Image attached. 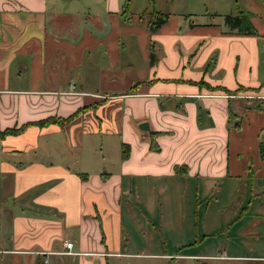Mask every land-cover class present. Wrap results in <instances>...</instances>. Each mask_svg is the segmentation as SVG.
<instances>
[{
  "label": "crops",
  "instance_id": "crops-1",
  "mask_svg": "<svg viewBox=\"0 0 264 264\" xmlns=\"http://www.w3.org/2000/svg\"><path fill=\"white\" fill-rule=\"evenodd\" d=\"M207 1L0 0V264H117L162 205L202 212L195 257L264 264V0Z\"/></svg>",
  "mask_w": 264,
  "mask_h": 264
},
{
  "label": "rangeland",
  "instance_id": "rangeland-1",
  "mask_svg": "<svg viewBox=\"0 0 264 264\" xmlns=\"http://www.w3.org/2000/svg\"><path fill=\"white\" fill-rule=\"evenodd\" d=\"M193 3L194 9L198 13L195 21H206L205 16L201 18L199 12L206 15V12L209 11L208 1L193 0ZM113 136L115 137L116 135ZM95 140L97 155L104 163L109 164L110 160L114 158V146L111 139L102 135ZM85 147L86 151H94L88 144ZM254 203L261 207V218L264 219L263 191L259 193ZM169 208L166 211L165 206L162 205L160 209L157 208L155 211H146L148 217L141 221L143 226L137 225L134 219L126 218V214L123 211L124 227H122V231L126 237L129 236L130 242H132L126 246V250L134 253V255L117 259L119 260L117 264H262L259 261L245 259H202L195 257L193 254L201 253L205 246L201 243V239L199 242L192 240L191 227H193L194 223L200 224L202 212L200 214L199 212L197 213L196 208L187 210L188 206L182 208L181 206L172 205ZM135 212L138 217L141 215L140 211ZM219 217L217 215V218ZM197 221L199 222L197 223ZM188 227L190 228L188 229ZM196 230H199V233L201 232V229L197 226ZM218 233H214V238L210 241V245H213V248L221 246L222 237H217ZM191 240L192 243H190ZM243 250L238 243H235L233 247L235 253H241Z\"/></svg>",
  "mask_w": 264,
  "mask_h": 264
},
{
  "label": "trees",
  "instance_id": "trees-1",
  "mask_svg": "<svg viewBox=\"0 0 264 264\" xmlns=\"http://www.w3.org/2000/svg\"><path fill=\"white\" fill-rule=\"evenodd\" d=\"M236 11L232 14H226L223 17L224 24L230 28L235 29L238 33L242 34H256L255 28L250 22V14L248 12H244L240 10L239 8L235 7ZM146 14V13H144ZM149 20H148V28L151 31H154L157 29L161 24L165 23L168 19V14L161 13L157 11H152L148 13ZM154 56L151 53L150 54V61L153 60ZM199 85H205L206 87H209L207 84H203L202 82L199 83ZM225 92H229L226 89H223ZM79 111L74 112L70 116H68L65 119H59V118H49L46 120V122L50 123H56L58 125H63L65 122H68L74 115H76ZM260 153L262 156H264V145L262 144L260 146ZM128 155V146L125 144L121 145V158L125 159Z\"/></svg>",
  "mask_w": 264,
  "mask_h": 264
},
{
  "label": "built area",
  "instance_id": "built-area-1",
  "mask_svg": "<svg viewBox=\"0 0 264 264\" xmlns=\"http://www.w3.org/2000/svg\"><path fill=\"white\" fill-rule=\"evenodd\" d=\"M69 89H70L69 92L72 93L73 92V84L72 83L69 85ZM64 247L69 249L71 247V243L70 242H65L64 243Z\"/></svg>",
  "mask_w": 264,
  "mask_h": 264
},
{
  "label": "water",
  "instance_id": "water-1",
  "mask_svg": "<svg viewBox=\"0 0 264 264\" xmlns=\"http://www.w3.org/2000/svg\"><path fill=\"white\" fill-rule=\"evenodd\" d=\"M141 126H143V127L145 126V127H146V126H147V124L144 122V123H142V124H141Z\"/></svg>",
  "mask_w": 264,
  "mask_h": 264
}]
</instances>
